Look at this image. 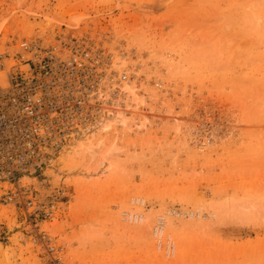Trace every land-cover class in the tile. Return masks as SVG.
Segmentation results:
<instances>
[{"label": "rangeland", "instance_id": "1", "mask_svg": "<svg viewBox=\"0 0 264 264\" xmlns=\"http://www.w3.org/2000/svg\"><path fill=\"white\" fill-rule=\"evenodd\" d=\"M23 41L100 50L126 73L109 113L126 81L138 109L95 156L56 166L69 139L21 176L68 189L42 226L60 261L0 182V264H264V0H0L2 86Z\"/></svg>", "mask_w": 264, "mask_h": 264}, {"label": "built area", "instance_id": "2", "mask_svg": "<svg viewBox=\"0 0 264 264\" xmlns=\"http://www.w3.org/2000/svg\"><path fill=\"white\" fill-rule=\"evenodd\" d=\"M82 45L40 47L23 41L22 50L31 56L21 54L25 67L0 85V182L12 185L3 200L20 210L31 240L58 261L62 247L42 226L59 212L68 189L59 184L42 192L19 180L41 173L71 135L86 130L117 97L118 76L108 57Z\"/></svg>", "mask_w": 264, "mask_h": 264}, {"label": "bare ground", "instance_id": "3", "mask_svg": "<svg viewBox=\"0 0 264 264\" xmlns=\"http://www.w3.org/2000/svg\"><path fill=\"white\" fill-rule=\"evenodd\" d=\"M112 71L114 72L115 76H118V82H121L120 81V74L118 73V71H116L115 69H113ZM1 77L3 78V75H1ZM137 89H138V87H137L136 83H130L129 81H126L124 83V85L121 87V93L119 95V100L117 99L116 113L115 114L113 112L109 113V111H108L109 107H107L105 109L101 108L98 118L93 123H91L86 130H84L78 134L71 135V137L69 138L71 140L69 141V139H68V141H69V142L67 141L68 144L65 146V148L60 153V155H58L55 158V160H54L55 165L60 166L61 164L68 162L69 168L72 169V167H73L72 163L74 162V158H75L74 155L75 154L77 155V153L80 151H82L85 155H90L92 157H93V155L95 156V153L98 150L102 149L103 146L106 144V142H107L106 139L109 136L108 134L110 133V131L114 130L116 132L117 128L119 127V125L121 123H127V119L125 117L126 114L129 113L131 110L137 111V109H138V105H137L138 104V95H139ZM113 104H115V103H113ZM79 135H81V136L80 137H74V136H79ZM50 163H51V160H50L49 164ZM21 178H20V180H21ZM26 178H28V177H26ZM20 180H19V184H21ZM47 235L52 239V236L50 235V233H47ZM31 239H32V237L30 238V241H32ZM33 243L35 244V242H33ZM35 245L39 246L40 244H35Z\"/></svg>", "mask_w": 264, "mask_h": 264}]
</instances>
